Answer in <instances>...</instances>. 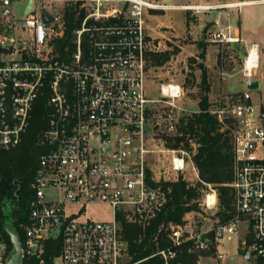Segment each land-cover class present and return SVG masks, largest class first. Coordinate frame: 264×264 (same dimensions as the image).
Segmentation results:
<instances>
[{
  "label": "built area",
  "instance_id": "obj_1",
  "mask_svg": "<svg viewBox=\"0 0 264 264\" xmlns=\"http://www.w3.org/2000/svg\"><path fill=\"white\" fill-rule=\"evenodd\" d=\"M14 1L0 0V150L23 141L41 95L50 111L41 140L46 149L31 181L28 221L19 223L22 236L14 217L0 214V264H9L14 250L9 229L19 235L23 259L36 256L39 264H131L121 216L144 236L174 193L173 179L166 171L157 172L150 159L156 149L149 121L161 98H150L146 91V15L169 8L198 12L203 7L169 0H50L51 10L33 0L29 12L27 2L25 16L18 17L11 10ZM56 2H61L59 10ZM77 2L85 14L69 36L64 12ZM44 9L54 15L52 22L43 21ZM206 39L239 41L229 27L208 29ZM255 46L257 65L249 68ZM259 60L260 47L254 43L244 59L246 80L255 78ZM161 91L175 105L172 99L181 97L184 88L171 82L162 84ZM210 110L231 129L234 214L218 223L212 236L188 234L184 225L169 224V244L150 256H159L161 264H180L177 258L185 241L193 240V248L209 252L244 221L251 240L243 249L251 251L250 259L256 257L255 264H264V105L254 102L247 88L222 94ZM172 151L173 171H182L187 158L193 161L183 148ZM213 193L217 198L215 190L206 194L207 206L216 205V198L213 203L208 200ZM89 204L110 205L112 217L84 216ZM73 205L78 208L71 209ZM50 239H60L62 246L47 261L43 253ZM225 255L220 251L217 257Z\"/></svg>",
  "mask_w": 264,
  "mask_h": 264
},
{
  "label": "rangeland",
  "instance_id": "obj_2",
  "mask_svg": "<svg viewBox=\"0 0 264 264\" xmlns=\"http://www.w3.org/2000/svg\"><path fill=\"white\" fill-rule=\"evenodd\" d=\"M216 0H169L170 3H195V2H212ZM36 5L44 3L48 8L53 10V1L35 0ZM26 0H15L11 5V10L18 17L25 16L24 6ZM55 5L59 10L61 2ZM223 8L212 10L195 11L183 8H169L167 10H156L146 15L147 31L149 33L148 42V60H147V76L145 80L146 91L150 98H161L154 106V110L150 116L149 126L154 128V147L156 152L151 156L153 168L159 171H166L168 176L177 181L179 178L187 180L191 184H195L200 180L199 170L194 162L187 158V163L182 171H173L169 168L173 149L166 143V136L176 133V125L182 115L191 113L199 109L198 102L201 93V75L202 67L205 65V55L200 44L203 42V30L208 23L218 16L219 11ZM236 14L231 16L230 22L239 26L243 32L244 42H236L235 44L221 45L220 60L216 63L215 68H208V76L213 87L210 88L209 98L213 100L216 92L223 91H244L247 90L246 78L243 75L244 59L246 57L248 47L253 43L260 46L259 66L254 71L255 78H262L258 88L250 89L254 102L264 105V3L252 2L235 8ZM156 14V15H155ZM228 21L222 20L221 27L226 26ZM167 26H166V25ZM218 30H221L220 27ZM205 50V49H204ZM167 53L169 58L156 63L153 53ZM207 62H214L217 56V46L209 44L207 47ZM224 72V73H223ZM180 83L183 85L184 92L181 97L172 99L175 105H170L161 91V85L167 83ZM217 95V94H216ZM169 113H173V117H169ZM174 124L172 128L171 125ZM215 190L217 194L216 205L207 206L205 204L206 194ZM198 196L193 198L197 201L199 208L185 213L183 221L179 224L184 225V229L188 234L205 233L211 236L212 229L220 223L221 217L219 211L223 209L219 197V189L212 183H204L199 188ZM14 203H6L0 208L5 217L13 216ZM77 209L76 205L70 207ZM84 216L91 217L96 220L110 219L112 217V207L108 204H89L85 207ZM169 224L165 223L162 229L168 232L166 228ZM141 230V229H140ZM148 229L144 232L147 233ZM142 233V230H141ZM145 233V234H146ZM140 236V235H139ZM141 236L140 238H143ZM251 240L248 224L244 221L239 223V228L231 234V237L225 235L221 243L215 244L214 251L200 252L198 256L199 264H255L256 257L247 259L242 252L247 247L245 241ZM192 249L199 251L192 247ZM225 252V258L219 259L218 252Z\"/></svg>",
  "mask_w": 264,
  "mask_h": 264
},
{
  "label": "trees",
  "instance_id": "obj_3",
  "mask_svg": "<svg viewBox=\"0 0 264 264\" xmlns=\"http://www.w3.org/2000/svg\"><path fill=\"white\" fill-rule=\"evenodd\" d=\"M79 2L66 6L64 20L67 35L71 36L72 28L79 24L84 16L83 9L79 12ZM201 45V44H200ZM156 63L169 58L165 53H153ZM204 56V52L201 56ZM201 93L197 111L182 115L176 125V133L166 136V143L172 148H183L189 152L195 166L199 170L200 180L191 184L183 178L173 181V198L164 211L152 222L147 233L140 238L141 230L133 222H128L123 216L124 236L128 241L131 264H161L159 256H150L158 247L167 246V232L160 228L163 222L180 223L185 213L199 208L193 198L198 196L199 188L204 183H212L219 189V197L223 209L219 211L221 222L227 221L234 214V192L230 185L233 179L234 150L230 126H224L218 117L210 110V82L206 67H202ZM50 108L46 97L41 95L34 106L31 123L23 141L10 150H0V206L14 203L13 217L18 233L22 234L20 222L28 221L29 201L33 190L31 181L37 169L39 157L45 151L42 135L48 123ZM231 125V120H229ZM0 214L3 211L0 208ZM213 235V232L210 234ZM22 236V235H21ZM60 239H50L46 242L44 257L60 252ZM193 240L185 241L180 249L177 260L180 264H197L200 251L192 249ZM211 251H214V247ZM210 252V251H209ZM150 256V257H149ZM23 264H39L36 256H25Z\"/></svg>",
  "mask_w": 264,
  "mask_h": 264
},
{
  "label": "crops",
  "instance_id": "obj_4",
  "mask_svg": "<svg viewBox=\"0 0 264 264\" xmlns=\"http://www.w3.org/2000/svg\"><path fill=\"white\" fill-rule=\"evenodd\" d=\"M29 0H26V3ZM242 2L239 6L236 5L237 2ZM252 0H216V1H212V2H195V3H174V4H179V5H185V6H199V7H203L201 10H212V9H218V8H223L224 10L219 11V14L217 17H215L212 21H208V23L206 24L204 30H203V34H204V40L203 42L207 41L206 39V31L208 29H211L213 31H219L218 28L220 27L221 30H226L229 27V33L231 36L233 37H239V41H229V42H209L207 44L202 43L200 46L203 49L204 52V59H205V65L207 66V73H208V68H215L216 63H218V61L220 60V46L221 45H229V44H235L236 42H240L243 41L244 42V37H243V32L240 28V19L238 20L239 26L235 25L234 23H232V21L230 22L231 16L233 14H236L237 11H235V8H239L242 5H246L248 3H252L250 2ZM231 4V5H230ZM235 4V5H234ZM205 7H212L211 9H204ZM185 9V8H183ZM156 15V14H155ZM228 21L226 26H222L221 27V21ZM166 25V24H165ZM167 26V25H166ZM214 44L217 46V56L214 62L208 63L207 62V47L209 44ZM254 44V43H253ZM259 45V44H258ZM251 46V45H250ZM249 46V47H250ZM260 47V46H259ZM205 49V50H204ZM224 73V72H223ZM210 76H208L209 82H210V88L213 87L212 82L210 81ZM259 79V81L261 82L262 78H257ZM228 92H232V91H226L225 87L223 88V91L219 92L217 91L215 94V98L214 100L210 97L209 100L211 102V107H214L217 103L218 100L220 99L221 95L224 93H228Z\"/></svg>",
  "mask_w": 264,
  "mask_h": 264
},
{
  "label": "water",
  "instance_id": "obj_5",
  "mask_svg": "<svg viewBox=\"0 0 264 264\" xmlns=\"http://www.w3.org/2000/svg\"><path fill=\"white\" fill-rule=\"evenodd\" d=\"M32 4H33V0H29L28 5H27V9H26V13L29 12ZM42 18H43L44 22L49 23V22H52L54 20V15L50 11H48L47 9H44L42 11ZM259 85H260V81L257 78H247V80H246V86L249 89L258 88ZM9 233H10L11 240L13 243V248H14L13 253L10 257L9 264H23V251H22V245H21L19 235L12 229H9ZM242 252L245 253L246 258H248V259L251 258V251L250 250L245 251V249H242Z\"/></svg>",
  "mask_w": 264,
  "mask_h": 264
},
{
  "label": "bare ground",
  "instance_id": "obj_6",
  "mask_svg": "<svg viewBox=\"0 0 264 264\" xmlns=\"http://www.w3.org/2000/svg\"><path fill=\"white\" fill-rule=\"evenodd\" d=\"M231 5V4H230ZM235 5V4H234ZM190 8L194 7V6H188ZM256 57H257V47L255 46L253 49H252V53H251V56L248 58V63H247V66L250 68L252 67L253 65H257L256 63ZM253 70V69H252ZM165 88L167 89V85H165ZM215 194H210L208 196V200L210 203H213L215 201Z\"/></svg>",
  "mask_w": 264,
  "mask_h": 264
}]
</instances>
